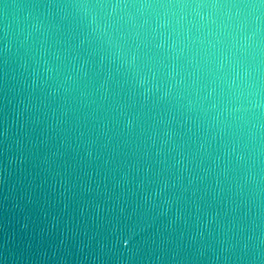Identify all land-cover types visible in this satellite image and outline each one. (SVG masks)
<instances>
[{"label": "water", "instance_id": "obj_1", "mask_svg": "<svg viewBox=\"0 0 264 264\" xmlns=\"http://www.w3.org/2000/svg\"><path fill=\"white\" fill-rule=\"evenodd\" d=\"M0 264H264V0H0Z\"/></svg>", "mask_w": 264, "mask_h": 264}]
</instances>
